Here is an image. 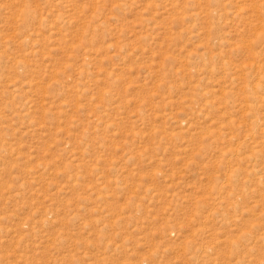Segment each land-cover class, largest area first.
Listing matches in <instances>:
<instances>
[{
  "label": "rangeland",
  "instance_id": "obj_1",
  "mask_svg": "<svg viewBox=\"0 0 264 264\" xmlns=\"http://www.w3.org/2000/svg\"><path fill=\"white\" fill-rule=\"evenodd\" d=\"M0 264H264V0H0Z\"/></svg>",
  "mask_w": 264,
  "mask_h": 264
}]
</instances>
